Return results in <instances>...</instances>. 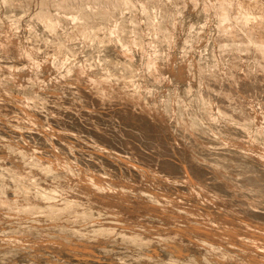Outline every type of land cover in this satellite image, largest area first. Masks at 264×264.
Wrapping results in <instances>:
<instances>
[{"label":"bare ground","instance_id":"1","mask_svg":"<svg viewBox=\"0 0 264 264\" xmlns=\"http://www.w3.org/2000/svg\"><path fill=\"white\" fill-rule=\"evenodd\" d=\"M8 2L10 4L15 5V7L11 9H6L3 7L2 4H0V29L4 31L3 34H0V54L3 55L4 53L8 54V52H11V53L13 52L19 58L27 59V61L31 63L30 65L33 64L32 67L36 65L37 63H39V66L42 64L43 67L45 66V68L51 67V66L55 67L53 65L60 64L63 66V71H60L61 77L63 74L65 76H68L67 79H69L70 77L69 79L70 81L72 78V81L76 83H80L83 87L87 89L88 94L89 93L93 94L94 96L101 99V103L108 99L116 98L120 100L121 102L131 104V105H127V106H132L128 110H133L132 108L138 109L147 118H150L152 120L153 119L158 120L162 118L168 119V117L175 116L176 118L178 117L180 124L182 126H184L185 128H188L187 131L189 130L191 134V138H192V135H194L195 130H200V132L201 131H203L204 133L206 132L208 133V135L211 133L214 134L213 136H216L217 138H219V141H212L211 140L212 138L211 139L203 138L197 141L193 146H195L201 152V154L199 156L195 155V156H198V158L197 160L194 159V161L191 164L186 163L185 166L182 164L184 167L182 169L179 168L181 169V171L183 170L181 177H178L177 175L178 174V171L176 170L177 168L175 169L173 166L168 165L169 163H165V165L167 166V171H165L166 173L164 174L158 173L160 171L154 172V169H152V167H150L152 170L148 169L145 172L144 170L145 168L147 169V167L140 165L144 169H142L141 167H136L137 169L135 168L134 171L139 172V170L141 169V171L138 174L142 176V180H139V179L136 180L135 178H134L135 180L132 179L133 177L128 176V173L130 172L127 173L126 177L124 176L125 175L124 173H123V177H121V174H120L119 177L121 178L118 177L115 180L114 179L115 177L111 176L110 175L111 173L109 172L96 173L94 171H90L86 173L85 172L81 173L77 170L79 167L77 169L75 168V166H78L77 162H76L77 165L74 166V164L70 162L69 158H67L68 162L66 161L63 163L57 162L56 160H54V153H56L58 150L55 151V149L52 150L55 152H51L53 155H51L48 158H45V156L42 157V155L39 156L38 155L39 148L36 146L37 144L34 145L25 140L24 141L21 140L22 144L20 142H19L20 144L17 143L19 146L16 147L14 155L20 158H22L21 155H24L25 157L27 155L30 158L32 157L31 159H33V157L37 159L35 160L27 159L29 162L24 163V164L23 163L21 164L20 161H19L20 164H17V163L15 164L11 160L13 163L10 162L9 164L8 163L6 164L5 163L6 161L4 162L5 159L3 160V158H6L5 154H3L4 152L0 150V231H3V230L12 231V229H15L16 227L18 228L19 225L22 226V228L19 227L20 230L21 229L24 230L26 229V227L27 228L33 227L32 229L33 231L35 227L33 225H36L37 229L35 231L37 232V235H45L50 232H54L55 234V228L57 227L61 229L62 227L67 226L66 221L68 220V225L70 226L69 229H71L74 234L73 241H77L81 243L83 242L84 243L83 245H90L89 241L91 240L97 241L101 239L103 241L102 238L106 232H110V231L118 232L119 231L121 232L122 235L123 233H125V236L126 234L128 235L129 233L130 240L128 239L129 236L126 237V239L131 241V244L129 246L127 245L126 246H127L128 253L135 257V259L130 260L132 264L133 262L134 264H224L227 261L228 262L231 261L233 262V264H264V213H262L263 211L259 212L256 210L258 206L260 205L263 206L264 204V185H262V183L261 185L257 184L258 180H256L257 179L256 174H254L256 176L255 177L256 179L252 177L250 179H247L245 182L241 181L240 178L238 179L237 177L227 178V171H229L227 170L228 164L230 162L232 163L233 162L232 160H235L244 155L248 157L246 158V160H249L252 157L253 158L255 157V160L258 161V165L262 169H264V127H261V125L258 126L260 123L262 124V122H264V115H259L258 112L251 113V115H249L250 110H248V112H245L244 116H241L238 113L234 114L232 110L227 107L229 103V100L227 99V94L229 92H232V95H235V92L232 90L230 83L227 81L223 82L222 86L217 87V92L223 91L225 95L223 97H216V100H215L216 102L214 101V103H212L213 101H211V103L215 105L213 107H206L205 105H197L195 103H193L192 106L188 108L181 106L180 102H182L183 105L188 104V98L187 99L185 98L186 85H185V89L183 90L176 89L178 92L175 90V93L170 96L165 94L166 96L164 98L163 93H170L173 91V89L168 90L169 88L168 89L165 88V90H163L164 92L163 91L161 92V94H163L161 98H164L166 100V103L160 104V99H158V96H159L158 92L154 94L153 96H147L145 92H137L138 85L140 83L136 85L135 83L132 82L133 79L136 78V76L132 75V71L134 70L138 71L139 68H141L142 66L137 65L134 59L133 60L131 59V61H128V62H124L122 60L117 59V56L119 54L127 55L128 53V52L127 53L125 52V48L129 47L125 43V39H127V37L117 41L118 33L116 31L118 29L115 27V25L117 26V24L121 23L122 18L124 20L125 18H127V17H124L125 12H129L128 14H130L131 18L130 19L127 18L129 21L125 20L126 23H124V25L121 28L119 25L118 28L119 29L123 28V30L126 33H130L129 32L131 31L130 29L133 28L134 32L136 33V39L138 41H140V39L142 38L144 39V37L141 38V35L143 34L142 31L144 29L142 27L143 26L145 27V25L141 27L140 22L142 24V21L137 19L135 15L137 14L143 15L142 19L145 20L147 24V26L145 27L146 28L145 32H147V29H148L149 30L148 34L150 33V30L154 31L157 27H158L157 31L160 30V32H158L159 34L156 36H152V38H150L146 44L138 43L137 46L135 47L136 50L142 51L144 56H148V52H150L149 48H152V47H149L148 45H154L155 43L161 44V41L166 39L165 30H167L168 32L171 31L169 27L170 22H169L168 17L175 11V9H173L171 5H168L166 7L161 5L159 3V0H8ZM101 5L103 6L102 9H100ZM113 5H115V7H113ZM141 5L143 7H141ZM229 5H231V7H229ZM237 5H240V7H237ZM187 6L189 8L191 7V9L193 8L194 10L198 12V16L202 18L203 24L206 23L207 18H209L211 14L212 16L217 18L218 26L214 30H217V32L223 31L225 33V36L223 37L225 42L235 41L237 43L248 44L249 47H248L247 54L244 55L242 59L257 60V61L264 60V0H196V3H193L192 0H187L186 7ZM186 7L184 9H186ZM92 8H97L98 11L96 13H93L92 11H90V9ZM184 9L182 10V17H181V19L183 20L185 18V17L183 18ZM21 13L23 15V18L24 16H26L24 19H21L22 16L21 17L16 16V14L19 15ZM69 16H71L72 19H68ZM197 18L199 19V17ZM197 18H194V19L198 21ZM118 20L120 21V23ZM81 21H83V23H81ZM192 21H195V20H192ZM196 21L192 23H196ZM24 22H27L29 24L26 29H23L22 27V23ZM185 22L187 23V21ZM129 24H131L132 26L134 25L135 26L134 27L131 26L130 28ZM192 26H196V24ZM113 27H115L117 30L115 29L116 30L115 31ZM187 28H188V25H187ZM71 29L76 30L75 32L71 33L73 36L78 35L81 37L80 39V41L82 42L81 45L88 46L92 43L91 45L95 44L98 46L99 45L102 46L104 43H109L107 46L108 48H106L105 50H102L103 52V55H101L102 57L100 56L94 57V55H96L95 50H92V51L87 50L88 52H85L84 50L86 55L89 56V59L85 57V54H84L83 60L84 58H87L88 61L86 62L85 60L84 62L86 63H83L82 61L83 64L82 63L78 64L79 62L76 61L77 54L71 51L72 45H67V51L62 50V54L58 55L57 54V47H58L57 38L58 37L60 38L59 44H63L64 39H63L62 33H65L66 30L68 32H71ZM23 30H27V33H28V36L26 39L28 40L29 44L27 45V47H21L20 42H19L21 39ZM118 31L121 32L120 30ZM13 36H16L17 38L15 39ZM194 39H195V35H193V40ZM40 41H52V45L50 46L49 44L41 43ZM164 45L168 47L167 44H164ZM162 47L163 46H161V48ZM155 49H156V46H155ZM80 50H81L80 46L79 47L76 46V51L78 52ZM113 50L115 51L114 54L116 53H119V54L118 55L109 54V52ZM42 51L45 52V54H47L46 55L47 57H46V60L45 61L43 60L41 63L40 61L41 59L38 57V53ZM139 51L137 52L140 53ZM6 54L4 55L6 56ZM152 55H154V53ZM157 55H159V53ZM64 57L66 58L65 60H67L68 57H70L71 60H69L68 62H64L65 60L62 61ZM73 57L75 58L73 59ZM157 57L159 59L161 58V56L160 57L157 56ZM146 58L148 59V57ZM97 60L101 61L102 64L97 63ZM151 60L152 59H150V61ZM160 60L162 61L163 59L161 58ZM166 60H168V58ZM186 60L192 61L190 58L189 59L187 58ZM146 61L148 62V60ZM188 61H185V63H187ZM18 62L19 61H17V63ZM155 62L150 67L149 79H151V74L158 73L160 75L167 76L171 80V77H169V75L172 73L171 67L173 66H171L170 64L169 66L170 69L169 68L167 69V68H164V66L162 67L160 65L163 61L160 64L155 63ZM149 63L150 62L146 64L148 65ZM189 63L190 62H188V66L187 65L184 66V68L187 67L185 69L190 68ZM194 64L195 62L193 63V65ZM210 64H211V61H209V65ZM179 66H183V64ZM32 67L30 68L32 69ZM165 67H168V66L165 65ZM30 68H29V71L24 76L25 80H21L22 84L23 83L29 84L28 86H26L27 88H25L22 86L19 80V78L20 77L22 78V76L19 75L17 77L15 76V74H12V67L10 65L3 64L2 60L0 59V75L2 72H6L7 74L5 76L8 78L6 79L5 82H2L1 81L2 79L0 78V114L2 112H5L6 114H8L7 107L11 106V104L9 105L8 103L16 102V105H18L20 108H17V106L14 105L16 107L15 110L23 114L22 116L25 118V120L29 124L27 125V127L30 126L36 129L40 126V124L38 123L39 118L37 119L34 113L39 103L36 98V96L38 95L33 94L29 90V87L34 86V84L42 85L44 83L34 75L33 71H31ZM174 69L175 67L173 68V70ZM192 69H196V68L194 67ZM192 69L190 71H192ZM121 72L124 73L123 79L120 78ZM183 72H184V69H183ZM192 72L194 73V71ZM143 73L145 75V72ZM85 74H87L86 77L84 76ZM173 74L174 72L172 73V75ZM63 78L65 77L63 76L62 79ZM179 79L178 80L180 82L182 80H187L185 76H182ZM205 79H207V77H205ZM255 79L257 80L264 79V77H255ZM142 80H145V79H142ZM137 82L138 80L136 81V83ZM139 82H141V80ZM60 83L61 81L58 80L57 81L58 87L60 86L59 85ZM143 83L141 82L142 85ZM247 83H248L247 81L242 82L241 88L244 87V85ZM63 84L65 83H62V85ZM134 84L136 85L135 87L137 88L129 90L130 87L132 86L134 87ZM51 85L52 84H50V86ZM142 85L139 86V90L144 88L145 85L144 86ZM190 85L192 86V84ZM180 86H183V85L180 84ZM48 89L52 90V87H49ZM195 89L197 88L195 87ZM41 91L44 92L45 90H41ZM195 95H196V92H195ZM204 95H205V99L207 100L208 98L206 96V93ZM40 97H38V99ZM44 98L47 100L53 101V105H55V108H53L52 110L56 114H58L59 108L62 109L63 107L72 108L75 110H78L82 106L83 108L85 106L88 107V102L83 101L82 99L74 100V98L71 97V99L73 100L67 101L66 98L63 99V98H60V96L59 97L57 96V98H53L49 94H46L45 97H43V101H44ZM89 101L91 102V100ZM112 102L111 104H113ZM92 104L93 103H91V105ZM94 104H96V102ZM153 105H159V106L153 107ZM127 106H124V107H127ZM196 109H200V110H196ZM10 112L9 114L12 113ZM133 112L131 111V114L134 115L136 112L135 113ZM133 115H130V116H133ZM93 116L91 117L93 118ZM99 116L97 117L99 118ZM111 116L110 118H112ZM0 118H1L0 123H2L1 120L3 118L1 116ZM253 118L255 119L254 124L245 123L246 120H251ZM89 119H88V122H89ZM178 119L176 121L177 123L179 122ZM91 120L93 121V119ZM88 122H86V124ZM169 122H171V119ZM44 124L45 122L43 123V126ZM207 124L209 126H207ZM97 125L101 126V124H98V123ZM104 126H105V123H104ZM72 127L70 125V128ZM101 128L102 127H100L99 130ZM55 130L56 131L54 134L56 137H54L53 134L51 133L53 131L49 132L48 130L42 129L40 133L41 134L44 133L46 136L50 138L49 141L50 140L53 141V138H57V137L59 139H64V137L67 135V132H68L66 130H58V129H55ZM79 130L82 132V128H79ZM110 130L108 129L109 134H110ZM86 131L87 130H85V132ZM233 131H235V133L237 131L239 132V134H234ZM111 132L113 131L111 130ZM124 132L125 130L123 131V133ZM221 132H228L229 133L228 137L226 136L227 137L226 139L224 136H223L224 138L223 137L221 138L220 137ZM222 135H226V134L223 133ZM119 136L120 134L117 137ZM123 136L124 135L122 134V137ZM1 138H0V146L4 147L7 144H9L10 140L3 139L5 137H3L2 139ZM128 139L130 140V138H127L126 140ZM66 140L69 142L68 139ZM102 140H104V138ZM107 140L109 139L107 138L106 141ZM71 141L74 143L73 139L72 140L70 139V142ZM134 142L135 141L131 142L133 143L132 145H134ZM181 142L184 143L185 141L183 140ZM127 143L130 144V141ZM151 143H156V142H151ZM136 145L140 146L138 144ZM251 145L252 147L254 146V149H251L250 147ZM211 146L214 147V149H217L216 146H220V147L226 146L229 148V149L227 148L228 152L226 153V155L223 154L224 158L222 157L223 159L222 161H217V160L214 161L213 163L214 167H212L211 165L212 163H207L211 165L212 172L215 176V180H217V182H214L213 184L206 183L205 180L203 179V177H205V170L203 169L204 167H202L203 165L201 164L203 161L205 162L206 158L204 154L206 152L210 153V155L211 153L214 154V152L210 149ZM71 147L72 146H70V148ZM77 147L78 146H76V148ZM169 147L171 149L173 148L171 146ZM139 148L141 149V147ZM156 148H158V146ZM8 149L11 151L10 147ZM111 150L110 151L103 150V152L106 151L104 152V155H108V156L115 157V158L120 156V155L118 156V154L120 153H117L116 150H115L116 152H113L114 149L113 151ZM121 151L124 152L123 149ZM172 151L175 152L174 149L171 150V152ZM130 152H131L130 154H132V151ZM64 153H63V157L65 158ZM7 154L8 152L6 153V155ZM150 154H152V152ZM151 156H154V155L152 154L150 155V157ZM183 156L184 155H182L181 159L185 160L184 159L185 157L183 158ZM133 157L132 159H137ZM175 157H177V155H175ZM9 158H6V160ZM166 159H168V155ZM121 160L125 162L123 159ZM187 160L188 159H186V161ZM116 161L118 160L116 159ZM178 161L177 162L175 161V162L180 165L181 164L180 160ZM33 162H35L34 165H33ZM210 162H213V161H210ZM28 163H31L32 165ZM129 163L131 164L132 162H129ZM203 164H206V163H203ZM243 165L246 167V162L245 163L243 162ZM79 169H82V167ZM257 169H259V167ZM251 170L253 172V169ZM240 171L242 172V170ZM243 171L245 172V169ZM114 176H117L116 173ZM177 181H179L178 183L184 182L188 186V188L186 190H181L178 187L176 188V186H173V184L175 185L177 184L173 182H177ZM169 183H171V185ZM172 187H175V188L173 189ZM243 188H246V189L249 188L250 192L245 194L243 192ZM8 189H11V192ZM154 203L162 204L163 206L160 209H158V208H155L153 205H151ZM211 209L213 210V213L215 212L214 216H211L212 213L208 215V216H211V218H205L202 220L201 216L198 215V214H204V215L207 214V212L205 213V211L207 210L212 212ZM177 211L183 214H186L187 215L186 217L197 214L200 217V219L203 221V223L201 225L197 224V226H195L196 224L191 225L189 224V222L190 221L193 222V221L189 219H188L189 222L187 221L186 223V220L184 218L185 216L183 214L181 215H183L184 217L181 215H178L179 213ZM144 212L145 213L147 212V213L144 214ZM175 212L178 213L177 214L178 217L173 215ZM148 213L150 217V219L148 220H151L149 221L151 223H156V222L161 223V220H159V218L162 215L164 216V213H165L164 220L162 216V220H163L162 225L160 224L161 226L158 228L152 226L154 229H151V228H148L149 224L147 225L148 227L146 225L144 226L141 225L143 223L142 220L140 221L141 224H139L138 219H141V218L145 219L143 217H145V215L147 216ZM205 216H202V217H205ZM189 218L192 219L191 217ZM256 220H259L260 223L259 224L255 223ZM196 222H197V219H196ZM125 223H128V224H125ZM197 223L200 224L201 222L198 221ZM28 224H31V225H28ZM43 225H50L52 229L51 228L48 229V227L46 228ZM187 225L188 226L194 225L195 227L201 226L200 230L199 229L198 230L199 232H202L203 237H200L201 239L199 240L197 237V241L196 240L194 241L184 240L182 236L184 235V232L182 230H184L183 227H186ZM191 226L189 228L192 230ZM195 227L193 228L195 229ZM194 229H193V232L195 231ZM188 232L189 231H187V233ZM193 232H190V233H193ZM13 233H15V230ZM59 233L60 235L58 238L57 236ZM59 233L58 234L56 233L57 234L56 237L59 240L60 239L63 240L64 234L62 232H59ZM65 235H66V232H65ZM119 235H117L116 237L114 234L115 238H118ZM195 235H199V234L195 233ZM144 236H147V238H144V240H146L145 242L144 240L142 241ZM234 236H236L237 238L245 236V240H242V239L236 240L235 238L236 241H232L234 240L233 239ZM184 237H187V236L184 235ZM194 237L190 239L193 240ZM119 238H122V237H119ZM71 241L72 240H70V242ZM222 242H225V243L227 242L229 245L227 244L228 245L227 246L225 245V243H222ZM148 245H151L152 247L147 248ZM186 246H190L191 249H194L192 250L193 252L192 253L187 252ZM190 247L188 248L190 249ZM136 249H142V250L139 251L138 254L135 255L134 251ZM163 249H166L167 251L168 250L171 251L170 253L171 256L170 257L163 256V255L160 256L159 254L156 253V252H160V250H163ZM190 254H193V256Z\"/></svg>","mask_w":264,"mask_h":264},{"label":"rangeland","instance_id":"2","mask_svg":"<svg viewBox=\"0 0 264 264\" xmlns=\"http://www.w3.org/2000/svg\"><path fill=\"white\" fill-rule=\"evenodd\" d=\"M14 11H16V10H14ZM16 12H18V11H16ZM129 12H125L124 14H125V16L124 17H127L128 19H130L131 18V16H130V14H128ZM184 13H185V15H184ZM25 15V14H24ZM123 15V14H122ZM16 16H22V18L21 19H24L26 16H24V18H23V15H22V13L21 14H19V15H17L16 14ZM142 14H137V15H135V17L137 18V19H139L140 21H142V24H141V22H140V25H141V27L143 26V25H145V27L147 26V24H146V21L145 20H143L142 19ZM187 16V17H186ZM191 18H190V17ZM19 17V18H20ZM185 17V18H184ZM188 17H189V19H188ZM197 17H199V19L197 18ZM18 18V17H17ZM127 18H125V20H128ZM183 18H184V20L185 21H187V22H189V21H191L190 23L192 24V25H197L198 23V25H202V26H204V24H205V26L203 27L204 28V30L202 31V33H200V37H205L206 36V34H209V33H211V32H217V30H214V29H216L217 28V18H215L214 16H212V14L210 15V17L209 18H207V20H206V23H202L203 21H202V18L200 17V16H198V12L196 11V10H194L193 8L191 9V7L189 8L188 6L186 7V9H184V11H183ZM193 18V19H192ZM194 18H197L198 19V21H196V19H194ZM121 19V18H120ZM119 19V20H120ZM191 19V20H190ZM201 19V20H200ZM118 20V21H119ZM123 20V21H122ZM122 20H121V23H120V21H119V23L120 24H117V26L115 25V27L118 29V30H120V31H122L123 30V28L122 29H119L118 27H119V25H120V28L124 25V23H126V21L122 18ZM192 20H195L196 21V23H192V22H195V21H192ZM129 21V20H128ZM212 21V22H211ZM123 22V23H122ZM216 22V23H215ZM128 23V22H127ZM201 23V24H200ZM28 23L27 22H24V23H22V27H23V29H26L27 27H28ZM130 25V28H131V24H129ZM134 25V24H133ZM187 25H188V23H186L185 24V28L188 30V28H187ZM135 26V25H134ZM134 26H132V27H134ZM115 27H113L114 28V30L116 29ZM144 26L142 27V28H144L143 29V31H142V33L144 34V33H147L148 34V32H149V30L147 29V32H145L146 31V28H145ZM210 27V28H209ZM158 28V27H157ZM155 29L154 31L153 30H150V33L148 34V36L147 35H143L142 33V35H141V38L142 37H144V39L142 40V39H140V41H138V43H147L148 41H149V39L150 38H152V36H156V35H158L159 33L158 32H160V30L159 31H157L158 29ZM179 28V26H177V29ZM212 28V29H211ZM116 29V30H117ZM133 28H131L130 30L131 31H129L130 33H132L133 31H134V29L132 30ZM198 30H199V28H197ZM115 30V31H116ZM116 31L118 34L120 33L119 31ZM197 30V31H198ZM211 30V31H210ZM124 31V30H123ZM178 31H179V29H178ZM200 31V30H199ZM125 32V31H124ZM4 33V31L2 30V29H0V34H3ZM117 34V35H118ZM193 35H195V33L193 34ZM202 35H204V36H202ZM27 36H28V33H27V30H23V33H22V35H21V39H20V46L21 47H27V45L29 44V42H28V40L26 39L27 38ZM15 39L17 38L16 36H13ZM147 40H146V39ZM187 39V37H182V38H174L173 39V42L171 41V43H172V45H173V48H172V51L169 53V55H168V60H166L165 61V59H163L162 61L157 57V56H161L160 55V52L161 53H163L164 52V50L167 48V46H165L164 44L162 45V44H159V43H155L154 44V47H152V48H149L150 49V52H148V56H144V54L142 53V51H139V50H136L135 48H132V47H126L125 48V52L127 53V55H122V54H119V53H116L118 56H120V57H118L117 56V59H119V60H122V61H124V62H128V61H131V59L133 60L134 59V61H136V64L137 65H141L142 67L141 68H139V70L140 69H143V71L140 73V78H138V77H136L137 78V80H138V82L136 83V78H134L133 79V83H135L136 85L137 84H139L138 85V90H137V92H144L143 91V89H140L139 90V86H141L142 84H141V82L143 83V85L142 86H144L145 85V83L146 82H148V81H150V79H149V72H150V67H151V65L155 62V61H157V62H155V63H163V65H162V63L160 64L162 67L164 66V68H169L170 69V64H171V66H173V67H171V72L173 73L174 72V74L172 75V73L169 75V77H171V80H173V82L174 83H179V88H176V89H179V90H183V89H185V85H189V84H192V86H191V88L193 89V91L195 90V87L196 88H198L199 87V85L197 84L198 82L195 80V79H193V75H191V73L193 74V72L192 71H196L197 72V69H198V65H197V59L199 60V56H196V58L195 59H193V57L192 56H194V52H192L191 54H189L188 56H187V58L189 59H191L192 61H188V60H186V59H182V57H180V55H179V49L182 47V40L183 39ZM201 38V40H202V42L197 46L195 43L192 45V47H193V49H195V50H198V49H203V48H205L206 46V42L205 41H203V39ZM192 39H193V37H192ZM26 40V41H25ZM205 44H204V43ZM137 43V44H138ZM82 44V42L81 41H79V44L77 45V47H79L80 45ZM92 44V43H91ZM90 44V45H91ZM103 44V43H102ZM101 44V45H102ZM107 44V45H106ZM108 44L109 43H104L102 46H98V45H95V44H93V45H91V47H86L85 46V52H88V51H92V50H95L96 52L100 49L101 51L102 50H105L106 48H108L107 46H108ZM97 46H98V48H97ZM155 46H156V49H155ZM161 46H163L162 48H161ZM200 46V47H199ZM205 46V47H204ZM96 48V49H95ZM130 48H132V49H130ZM154 48V49H153ZM161 49V50H160ZM88 50V51H87ZM155 50H156V52H155ZM134 51H136V52H134ZM137 51H139L140 53H138ZM152 51H154V52H152ZM159 51V52H158ZM175 51V52H174ZM84 52V54H85V57H87L88 59H89V56L88 55H86V53ZM112 52V53H111ZM130 52V53H129ZM159 53V55H157L158 53ZM115 53V51L113 50V51H110L109 52V54H114ZM125 53V54H126ZM137 53V54H136ZM141 53H142V55H141ZM154 53V55H152ZM178 53V54H177ZM4 54H6V53H4ZM2 55V54H0V59L2 60V62H3V64H6V65H10L11 67H12V74H15V76H22V78L20 77L19 78V80H20V83L22 82L21 80H25V78H24V76L26 75V73L29 71V68L30 67H32V65H30L31 63H29L28 61H27V59H22V58H19L17 55H15L13 52L11 53V52H8V54H6V56L5 55ZM116 54H114V55H116ZM175 54H177V55H175ZM11 55V56H10ZM47 54H45V52H39L38 53V57L41 59L40 61H41V63H42V61L44 60H46V56ZM149 55H150V57H149ZM2 56H3V58H2ZM16 56V57H15ZM79 56V57H78ZM96 56H98V55H94V57H96ZM172 56V57H171ZM83 57H84V55H77V59H76V61L77 62H79L78 64H81L82 63V61H83V63H86L88 60H87V58H84V60H83ZM100 57H102V56H100ZM146 57H148V59L146 58ZM152 57V58H151ZM154 57V58H153ZM179 57V58H178ZM70 57H68L67 58V60H65L66 58L64 57L63 59H62V61H64V62H68L69 60H71V58L69 59ZM81 60H80V59ZM141 58V59H140ZM152 59L151 61H150V59ZM155 59H157V60H155ZM170 59V60H169ZM180 59V60H179ZM5 60H6V62H5ZM24 60H25V62H24ZM86 60V62H84ZM146 60H148V62H150L148 65L146 64V63H148ZM173 60H174V62H173ZM188 61V62H192L191 64L189 63V69H185V68H187V67H185L184 68V66L185 65H187L188 66V62L187 63H185V61ZM17 61H19L18 63H17ZM27 61V62H26ZM146 61V62H145ZM153 61V62H152ZM160 61V62H159ZM5 62V63H4ZM183 62V63H182ZM195 62V64L193 65V63ZM40 63V64H41ZM82 63V64H83ZM97 63H99V64H102V62L101 61H99V60H97ZM179 63H181V64H179ZM13 64V65H12ZM24 64V65H23ZM38 64V65H37ZM36 65H34L33 67H32V69H31V71H33V73H34V75L38 78V79H40L44 84H42V85H38V84H34V86L35 87H37V88H35L34 86H32V87H29V90L33 93V94H35V95H38V96H36V98H37V101L39 102L38 103V105H37V108L35 109V115H36V117H37V119H38V123L40 124V126L38 127V128H36V129H34L33 127H30V126H28L27 127V125H29L28 124V122L25 120V118L22 116L23 114H21L19 111H17V110H15L16 109V107L15 106H17V108H20L18 105H16V102H14V103H8L9 105L11 104V106H9V107H7V113L8 114H6L5 112H2L1 114H0V116L3 118L1 121H2V123H0V138L2 137H5V138H3V139H7V140H10L9 141V144H7L6 146H0V150L1 151H3L4 153L3 154H5V157L6 158H9V159H7L6 160V158H3V160H4V162L7 164H9L10 162H14L15 164L17 163V164H20L19 163V161L21 162V164L23 163H27V162H29L27 159H30V160H35V159H37V158H34L33 157V159H31L30 157H28L27 155H26V157L24 156V155H21L22 156V158H23V160H22V158H20V157H17V156H15L14 154H15V150H16V147H18L19 145L17 144V143H21L22 141H27V142H29V143H32V144H34V145H36L38 148H39V150H38V155L40 156V155H42V157H44L45 156V158H48V157H50L51 155H53L51 152H55L56 150H58L56 153H54V160H56L57 162H68V159L67 158H69V160H70V162H72L73 164H74V166L75 165H77L78 164V166H75V168L77 169L78 167L79 168H81L82 167V169H77L79 172H81V173H86V172H90V171H94V172H96V173H103V172H109V173H111L110 175L111 176H113V177H115L114 179L116 180V178H118L119 176H120V174H121V177H123V173L125 174L124 176L126 177L127 176V173L128 172H130V173H128V176L130 177H133L132 179H136V180H142V176L140 175V174H138L140 171H141V169L140 168H138V169H140L139 170V172L138 171H134V169L136 168V167H141L142 165L145 167H147V169L145 168V172L149 169H151L150 167H152V169H154V172L155 171H160V172H158V173H162V174H164V173H166L165 171H167V166L165 165V163H169L168 165H171V166H173L177 171H178V177H181L182 176V171H181V169L186 165V163H189V164H191L193 161H194V159H196L197 160V158H198V156L201 154V152L195 147V146H193L197 141H199V140H201V139H203V138H209V139H211L212 141H219V138H217L216 136H213L214 134H209L208 135V133H204L203 131H201L200 132V130H195V132H194V135H192V138H191V134H190V132H189V130L187 131V129L188 128H185L184 126H182L181 124H180V121H179V119H178V117L176 118L175 116H173V117H168V119L167 118H165V119H150V118H147L144 114H142L138 109H134V108H132L133 110H128V109H130L132 106H127V105H131V104H128V103H124V102H121L120 100H118V99H116V98H111V99H108V100H106V101H103L102 103H101V99H99L98 97H96V96H94L93 94H88V92H87V89L85 88V87H83L80 83H76V82H74V81H72V78H71V81L69 80L70 79V77H69V79H67L68 78V76H65V75H63L62 74V77L64 76L65 78H63L62 79V77H61V72L60 71H58V69H57V67H56V65H53V66H55V67H47V68H45V66L43 67V65L41 64L40 66H39V63H37ZM174 64V65H173ZM177 64H178V66H177ZM183 64V66H179V65H182ZM22 65V66H21ZM165 65L166 66H168V67H165ZM192 65H193V67H192ZM197 65V66H196ZM37 66H38V68H37ZM194 66H195V68L196 69H192V68H194ZM175 67V69L173 70V68ZM181 67V68H180ZM25 68V69H24ZM26 69H28V70H26ZM44 69V70H43ZM183 69H184V72H183ZM192 69V71H190ZM16 70V71H15ZM50 70H51V72H50ZM52 70H53V72H52ZM138 70V71H139ZM188 72H187V71ZM176 71V72H175ZM189 71H190V73H189ZM143 72H145V75H144V73ZM52 73V74H51ZM54 73V74H53ZM187 73V74H186ZM189 73V74H188ZM7 73L6 72H2L1 73V75H0V78L2 79L1 81L2 82H5L6 81V75ZM186 74V75H185ZM33 75V76H34ZM38 75V76H37ZM50 75V76H49ZM174 75H176V76H174ZM187 75H188V77H187ZM85 77L87 76V74H85L84 75ZM182 76H185L186 78H187V80H182L181 82L179 81V80H181V79H179L180 77H182ZM53 77H55V78H53ZM175 77V78H174ZM56 78H57V80H56ZM61 78V79H60ZM177 78V79H176ZM65 79V80H64ZM142 79H145V80H142ZM170 79V78H169ZM179 79V80H178ZM52 80H54V81H52ZM61 81V83L59 84L60 86H62L63 88H64V90H63V88L62 87H58V84H57V81ZM136 80V81H135ZM141 80V82H139ZM148 80V81H147ZM176 80V81H175ZM63 81V82H62ZM47 84H46V83ZM54 82V83H53ZM184 82V83H183ZM197 82V83H196ZM62 83H65V84H63L62 85ZM189 83V84H188ZM22 84V83H21ZM27 83H23L22 84V86L23 87H25V88H27L26 86H28L29 84H27ZM50 84H52L51 86H50ZM134 84V87L132 88V87H130L129 88V90H132V89H136L137 87H135L136 85ZM180 84H182L183 86H180ZM65 85V86H64ZM165 85V86H164ZM163 85V89L165 90V88H169L168 90H170V89H172L171 87H170V85H168L167 83H165ZM196 85V86H195ZM198 85V86H197ZM74 86V87H73ZM128 86V85H127ZM130 86V85H129ZM167 86H169V87H167ZM49 87H52V90L50 89H48ZM68 87V88H67ZM145 87V86H144ZM184 87V88H183ZM45 88V89H44ZM54 88V89H53ZM66 88V89H65ZM243 88V87H242ZM81 89V90H80ZM84 91H83V90ZM166 89V90H167ZM23 90V89H22ZM22 90H21V92H22ZM41 90H45L44 92H42ZM62 90V91H61ZM66 90V91H65ZM24 91V90H23ZM78 91H79V93H78ZM177 91V90H176ZM46 92V93H45ZM73 92H75V93H73ZM77 92V93H76ZM81 92H83V93H81ZM161 92L162 91H158V99H164L165 98V96L167 95V93H163L164 94V98H161V96H163V94H161ZM164 92V91H163ZM166 92V91H165ZM168 92V91H167ZM178 92V91H177ZM72 93V94H71ZM46 94H49L51 97H53V98H57V96L59 97L60 96V98H66V100L67 101H70V100H73V99H71V97L72 98H74V100H77V99H82L83 101H86V102H88V107H84L83 108V106L82 107H80L78 110H75V109H72V108H66V107H63L62 109H60L59 108V112H58V114H56L52 109L53 108H55V105H53V101H51V100H47V99H45L44 98V101H46V102H44L43 101V97H45V95ZM71 94V95H70ZM88 94V95H87ZM141 94V93H140ZM166 94V95H165ZM192 96H195V91L194 92H192ZM79 95H80V97H79ZM91 95H93V96H91ZM40 96H42V97H40ZM62 96V97H61ZM64 96V97H63ZM84 96H85V98H84ZM88 98H87V97ZM91 96V97H90ZM206 96H207V94H206ZM38 97H40L39 99H38ZM78 97V98H77ZM42 98V99H41ZM76 98V99H75ZM189 98H191V97H189ZM188 98V99H189ZM208 98V97H207ZM84 99H86V100H84ZM93 99V100H92ZM94 99H96V100H94ZM89 100H91V102L89 101ZM216 100V97H213L212 98V100L211 101H213L212 103H214V101ZM48 101H50V102H48ZM98 101V102H97ZM99 101H100V103H99ZM109 101V102H108ZM113 101V102H112ZM116 101V102H115ZM118 101V102H117ZM90 102V103H89ZM96 102V104H94ZM111 102L113 103V104H111ZM119 102H121V103H119ZM216 102V101H215ZM7 103V102H6ZM5 103V104H6ZM43 103V104H42ZM91 103H93L92 105H91ZM104 103V104H103ZM40 104V105H39ZM117 104V105H116ZM119 104V105H118ZM15 105V106H14ZM97 105V106H96ZM100 105V106H99ZM104 106V107H103ZM109 108H108V107ZM118 106V107H117ZM124 106H127V107H124ZM14 107V108H13ZM115 107V108H114ZM122 108V109H121ZM38 109V110H37ZM71 109V110H70ZM84 109V110H83ZM127 109V110H126ZM12 110V111H11ZM14 110V111H13ZM74 110V111H73ZM12 113H11V112ZM117 111V112H116ZM121 111V112H120ZM131 111L133 112V113H135L134 115L133 114H131ZM141 113H139V112ZM9 112L11 113V114H9ZM72 112H74V113H72ZM119 112V113H118ZM130 112V113H129ZM53 113V114H52ZM82 113V114H81ZM129 113V114H128ZM90 114H92V115H90ZM110 114V115H109ZM121 114V115H120ZM128 114V115H127ZM62 115V116H61ZM88 115H90V116H87ZM94 115V116H93ZM96 115V116H95ZM100 115V116H99ZM102 115V116H101ZM112 115V116H111ZM116 115V116H115ZM130 115H133V116H130ZM139 115H140V117H139ZM91 116H93V118L91 117ZM97 116H99V118L97 117ZM103 116H104V118H103ZM110 116L112 117V118H110ZM142 116V117H141ZM143 116H145V117H143ZM91 117V118H90ZM101 117V118H100ZM107 117V118H106ZM109 117V118H108ZM81 118V119H80ZM90 118V119H89ZM103 118V119H102ZM121 118V119H120ZM138 118V119H137ZM141 118V119H140ZM143 118V119H142ZM1 119V118H0ZM88 119H89V122H88ZM91 119H93V121L91 120ZM118 119V120H117ZM170 119H171V122H169L170 121ZM175 119V120H174ZM177 119H178V123L176 122L177 121ZM3 120H4V122H3ZM56 120V121H55ZM85 120H87V121H85ZM97 122H96V121ZM102 121V123H101V121ZM123 120V121H122ZM129 120V121H128ZM150 120V121H149ZM169 120V121H168ZM73 121V122H72ZM92 123H91V122ZM108 121H109V123H108ZM118 121V122H117ZM160 121V122H159ZM45 122V124H44V126L46 127H44L43 126V123ZM86 122H88L87 124H86ZM94 122H96V123H94ZM100 122V123H99ZM144 122V123H143ZM151 122V123H150ZM17 123V124H16ZM97 123L98 124H101V126L100 125H97ZM104 123H105V126H104ZM107 123V124H106ZM116 125H115V124ZM139 123V124H138ZM149 123V124H148ZM263 123L264 122H262V124L260 123L258 126H260L261 125V127H264V125H263ZM14 124V125H13ZM49 124V125H48ZM64 124V125H63ZM89 124V125H88ZM92 124V125H91ZM109 124V125H108ZM143 124V125H142ZM145 124V125H144ZM152 124V125H151ZM158 124H160V125H158ZM176 124H178V125H176ZM70 125H71V127L72 128H70ZM82 125H84V126H82ZM97 125V126H96ZM109 127H108V126ZM114 125H115V127H114ZM124 125V126H123ZM149 125H150V127H149ZM50 128H49V127ZM54 126V127H53ZM56 126H57V128H56ZM63 126H65V127H63ZM87 126V127H86ZM99 126V127H98ZM133 126V127H132ZM139 126H141V127H139ZM158 126V127H157ZM207 126H209L208 124H207ZM63 127V128H62ZM67 127H69V128H67ZM84 127V128H83ZM95 127V128H94ZM100 127H102L100 130H99V128ZM125 127H126V129H125ZM137 127V128H136ZM146 127V128H145ZM149 127V128H148ZM161 127H162V129H161ZM224 127V126H223ZM33 128V129H32ZM79 128H82V132L79 130ZM87 128V129H86ZM104 128V129H103ZM106 128H107V130H106ZM110 128H111V130L113 131V132H111V130H110ZM148 128V129H147ZM155 130H154V129ZM30 129V130H29ZM48 130L49 132H51V131H53V132H51L52 134H53V136L54 137H56L55 136V129H58V130H66V131H68L67 132V135L64 137V139H59L58 137L57 138H53V141L52 140H50L49 141V137L48 136H46L44 133L43 134H41L40 133V131L41 130ZM74 129V130H73ZM108 129L110 130V134L108 133L109 131H108ZM114 129H116V130H114ZM118 129V130H117ZM132 129V130H131ZM144 129V130H143ZM158 129V130H157ZM180 129H182V130H180ZM85 130H87L86 132H88V133H86L85 132ZM125 130V134L123 133V131ZM141 130V131H140ZM145 130H147V131H145ZM154 130V131H153ZM162 130V131H161ZM39 131V132H38ZM72 131H73V133H72ZM77 131H79V132H76ZM95 131V132H94ZM107 131V132H106ZM122 133H121V132ZM129 131V132H128ZM135 133H134V132ZM137 131V132H136ZM172 131V132H171ZM185 131H186V133H185ZM16 132H18V133H16ZM105 132V133H104ZM133 132V133H132ZM140 132V133H139ZM163 132H164V134H163ZM168 132H170V133H168ZM198 132V133H197ZM203 132V133H202ZM69 133V134H68ZM79 133H80V135H79ZM103 133V134H102ZM115 133V134H114ZM132 133V134H131ZM136 133H138V134H136ZM142 133V134H141ZM226 134V135H222V134ZM233 133L234 134H239V132H237L236 131V133H235V131H233ZM102 134V135H101ZM120 134V136L119 137H117L118 135ZM122 134L124 135L123 137H122ZM140 134V135H139ZM154 134V135H153ZM162 134V135H161ZM170 134V135H169ZM199 134V135H198ZM206 134V135H205ZM18 135H20V136H18ZM77 135H79V136H77ZM82 135V136H81ZM86 135V136H85ZM88 135V136H87ZM142 135H144V136H142ZM221 136V138L224 136L225 137V139L228 137V135H229V133L228 132H221V134H220ZM81 136V137H80ZM106 136V137H105ZM139 136V137H138ZM141 136V137H140ZM153 136V137H152ZM213 136V137H212ZM227 136V137H226ZM115 137V138H114ZM126 137V138H125ZM135 137V138H134ZM169 137V138H168ZM200 137V138H199ZM217 139H216V138ZM223 137V138H224ZM1 138V139H2ZM68 139L69 140V142L66 140V139ZM84 138V139H83ZM87 138H88V140H87ZM104 138V140H102ZM109 139V140H107L106 141V139ZM120 140H119V139ZM127 138H130V144L129 143H127V142H129L128 140H126ZM132 138H133V140H132ZM142 138V139H141ZM145 138V139H144ZM153 138V139H152ZM183 139L185 142L183 143V142H181V141H183V140H181V139ZM196 138V139H195ZM214 138H215V140H214ZM29 139V140H28ZM70 139L72 140L73 139V141H74V143L72 142H70ZM101 139V140H100ZM123 139H125V140H123ZM136 139V140H135ZM140 139V140H139ZM156 139V140H155ZM165 139V140H164ZM180 139V140H179ZM22 140V141H21ZM63 140V141H62ZM64 140H66V141H64ZM111 140V141H110ZM117 140H119L120 141V143H119V141H117ZM152 140V141H151ZM196 140V141H195ZM18 141V142H17ZM101 141H105L104 143L103 142H101ZM114 141V142H113ZM123 141V142H122ZM133 141H135L134 142V145H132L133 143H131V142H133ZM143 141V142H142ZM146 141V142H145ZM13 142V143H12ZM35 142V143H34ZM47 142V143H46ZM89 142V143H88ZM110 142V143H109ZM113 142V143H112ZM115 142H116V144H115ZM150 142V143H149ZM151 142H156V143H151ZM189 143V144H187V143ZM246 142V141H245ZM14 143H16V144H14ZM19 143V144H20ZM55 145H54V144ZM69 143H71V144H69ZM77 143V144H76ZM81 143H83V144H81ZM85 143V144H84ZM88 143V144H87ZM103 143V144H102ZM105 143H107V144H105ZM118 143V144H117ZM123 143V144H122ZM141 143V144H140ZM191 143V144H190ZM22 144V143H21ZM69 144V145H68ZM73 144V145H72ZM76 144V145H75ZM136 144H138V145H140V146H137ZM146 144V145H145ZM151 144V145H150ZM166 144V145H165ZM181 144H183V145H181ZM53 145V146H52ZM80 145H81V147H80ZM101 145H103V146H105V147H103V146H101ZM112 145H113V147H112ZM116 145H117V147H116ZM126 145V146H125ZM167 145H168V147H167ZM190 145V146H189ZM52 146V147H51ZM56 146V147H55ZM70 146H72L71 148H70ZM76 146H78L77 148H76ZM83 146V147H82ZM86 146V147H85ZM124 146V147H123ZM135 146H136V148H135ZM158 146V148H156ZM161 146V147H160ZM169 146H171V147H173L172 149L169 147ZM189 146V147H188ZM11 148V151L8 149V148ZM43 147V148H42ZM88 147V148H87ZM95 147H97V148H95ZM115 147V148H114ZM119 147V148H118ZM139 147H141V149L139 148ZM148 147V148H147ZM154 147V148H153ZM176 147V148H175ZM177 147H178V149H177ZM217 147V149H214V147H212L211 146V150L214 152V154L213 153H211V155H210V153H208V152H206L205 154H204V156H205V162L203 161H201L202 163V167H204L203 169L205 170V177H203V179L205 180V182L206 183H209V184H213L214 182H217V180H215V176H214V174H213V172H212V167H214V161L215 160H217V161H222L223 159H222V157L224 158V155L223 154H225L226 155V153L228 152L227 150L229 149L228 147H226V146H216ZM251 147V149H254V146L252 147V145L250 146ZM69 148V149H68ZM104 148V149H103ZM106 148V149H105ZM120 148H121V150L123 149V151L124 152H122L121 150H120ZM156 148V149H155ZM167 149V151H166V149ZM185 148V149H184ZM228 148V149H227ZM6 149V150H5ZM8 149V150H7ZM53 149H55V151H52ZM112 149V150H111ZM113 149H114V151H113ZM125 149H127V150H125ZM160 149H161V151H160ZM163 149V150H162ZM175 150V152L174 151H172L171 152V150ZM103 150H106V151H113V152H116L117 151V153H120V154H118V156L119 157H117V158H115V157H111V156H108V155H104V152H106V151H104L103 152ZM116 150V151H115ZM120 150V151H119ZM169 150V151H168ZM180 150V151H179ZM216 150V151H215ZM13 151V152H12ZM63 151V152H62ZM64 151H65V153H64ZM66 151H67V153H66ZM69 151V152H68ZM70 151H71V153H70ZM72 151H74V152H72ZM125 151H127V152H125ZM130 151H132V154H130L131 152ZM147 151H149V152H147ZM165 151V152H164ZM194 151H195V153H194ZM8 152V156L6 155V153ZM12 152V153H11ZM152 152V154L154 155V156H151L150 157V155H152V154H150ZM179 152V153H178ZM193 152V153H192ZM223 152V153H222ZM10 153V154H9ZM63 153L65 154V158L63 157ZM95 153V154H94ZM147 153V154H146ZM157 155H156V154ZM160 153V154H159ZM184 155L183 156V158L185 159V160H182L181 158H182V155ZM208 153V154H207ZM68 155V157H67V155ZM140 154V155H139ZM148 154H150V155H148ZM165 154V155H164ZM194 154V155H193ZM167 155H168V159H166V157H167ZM174 155V156H173ZM175 155H177V157H175ZM195 155H198V156H195ZM221 155V156H220ZM12 156H13V158H12ZM24 156V157H23ZM70 156V157H69ZM105 156V157H104ZM133 156H135V157H133ZM137 156V157H136ZM146 156H148V157H146ZM155 156H157V157H155ZM159 156V157H158ZM160 156H162V157H160ZM165 156V157H164ZM194 156V157H193ZM216 156H218V157H216ZM28 157V158H27ZM127 159H126V158ZM132 157L133 158H137V159H132ZM143 157H145V158H143ZM221 158V160H220V158ZM17 158V159H16ZM20 158V159H19ZM110 158V159H109ZM113 158H115V159H113ZM125 158V159H124ZM161 158V159H160ZM178 158V159H177ZM216 158H218V159H216ZM246 158H248L247 156H241V157H239V158H237V159H235V160H237V161H235V160H232L233 162L231 163H229L228 164V168H227V170H229V171H227V178H231V177H237L238 179L240 178V180L241 181H246L247 179H250V178H252V177H256L257 176V179L256 180H258L257 181V184H260L261 185V183H262V185H264V169H262L259 165H258V161H256L255 160V157L252 159H249V160H246ZM62 159V160H61ZM66 159V160H65ZM73 159V160H72ZM96 159V160H95ZM116 159L118 160V161H116ZM121 159H123L125 162H123ZM138 159H139V161H138ZM163 159V160H162ZM165 159V160H164ZM171 159H173V160H171ZM175 159V160H174ZM186 159H188L187 161H186ZM12 160V161H11ZM64 160V161H63ZM75 160V161H74ZM128 160V161H127ZM150 160V161H149ZM162 160V161H161ZM171 160V161H170ZM178 160H180V165L178 164L179 163V161ZM253 160V161H252ZM255 160V161H254ZM15 161H17V162H15ZM116 161V162H115ZM157 161V162H156ZM172 161H174V162H172ZM178 161V163H176V162ZM183 161V162H182ZM210 161H213V162H210ZM12 162V163H13ZM76 162H77V164H76ZM129 162H132L131 164L129 163ZM146 162V163H145ZM148 162V163H147ZM161 162V163H160ZM243 162L245 163L246 162V167L243 165ZM257 162V163H256ZM32 163V162H31ZM31 163H28V164H31ZM175 163V164H174ZM203 163H206V164H203ZM207 163H212L211 165H212V167H211V165H209V164H207ZM236 163V164H235ZM35 164V162H33V165ZM184 166H183V165ZM231 164V165H230ZM32 165V164H31ZM126 165H128V166H126ZM141 165V166H140ZM234 165V166H233ZM242 165V166H241ZM256 165H258V166H256ZM179 166V167H178ZM211 167V169H210V167ZM244 166V167H243ZM84 167V168H83ZM130 167H134L133 169L132 168H130ZM240 167V168H239ZM259 167V169H257ZM86 168V169H85ZM128 168V169H127ZM130 168V169H129ZM142 168V167H141ZM179 168H181V169H179ZM241 168H243V169H241ZM255 168H256V170H255ZM116 169H117V171H116ZM119 169V170H118ZM137 169V168H136ZM142 169H144V168H142ZM151 169V170H152ZM245 169V172L243 171ZM251 169H253V172H252V170ZM82 170V171H81ZM85 170V171H84ZM86 170H88V171H86ZM112 170V171H111ZM129 170V171H128ZM131 170V171H130ZM238 170V171H237ZM240 170H242V172L240 171ZM248 170H250V171H248ZM259 170V171H258ZM262 170V171H261ZM126 172V173H125ZM132 172V173H131ZM180 172H181V174H180ZM233 172V173H232ZM263 172V173H262ZM115 173H116V175L117 176H114L115 175ZM232 173V174H231ZM237 173H238V175H237ZM261 173V174H260ZM132 174V175H131ZM134 174V175H133ZM242 174V175H241ZM244 174V175H243ZM245 174H247V175H245ZM254 174H256V176L254 175ZM263 174V175H262ZM140 176V177H139ZM244 176V177H243ZM121 177H119V178H121ZM262 178V179H261ZM134 179V180H135ZM119 180V179H118ZM139 182V181H138ZM179 181H177V182H173V183H176L177 185H175V184H173V186H176V188L178 187V188H180L181 190H186L187 188H188V186L184 183V182H180V183H178ZM172 183V182H171ZM171 183H169L170 185H171ZM179 184V185H178ZM173 189L175 188V187H172ZM183 188V189H182ZM11 189H13V188H11ZM11 189H8V190H10V192H11ZM243 192L246 194V193H249L250 191H249V188L248 189H246V188H243ZM81 202V201H80ZM84 202V201H83ZM151 205H153L155 208H158V209H160L163 205L162 204H156V203H154V204H151ZM161 205V206H160ZM172 209V208H171ZM259 209V210H258ZM212 210V209H211ZM257 211H259V212H261V211H263L262 213H264V204H263V206L262 205H260V206H258V208L256 209ZM178 212V211H177ZM175 212L173 215H175V216H177L178 217V215H181V214H183V213H181V212ZM207 212V214H205V215H207V216H205L204 214H198V215H200L201 216V219L203 220V219H205V218H211V216H214V214H215V212L213 213V210H212V212L211 211H209V210H207V211H205V213ZM147 213V212H146ZM145 212H144V214H146ZM161 213H163V212H161ZM210 213H212L211 214V216H208V215H210ZM178 214V215H177ZM185 217H184V216ZM183 215H181V216H183L184 218H185V220H186V223H187V221L189 222V220H192L193 222H189V224H196L195 226H197V224L198 225H201L202 223H203V221L200 219V217L197 215V214H195V215H193V216H188V217H186L187 215L186 214H183ZM197 215V216H196ZM152 216V215H151ZM160 216V215H159ZM163 216V215H162ZM162 216H160V218H159V220H161V223L160 222H156V223H151V222H149V221H151V220H148V219H150V217H149V213H148V215L146 216L145 215V217H143V218H145V219H138V222H139V224H141L140 223V221L142 220V224L141 225H148L147 227L148 228H151V229H154L153 227H156V228H158V227H160L161 225H162V222H163V220H164V218H165V213H164V216H163V220H162ZM196 216V217H195ZM202 216H205V217H202ZM182 217V218H183ZM189 217H191L192 219H190ZM194 217V218H193ZM198 217V218H197ZM187 218V219H186ZM189 219V220H188ZM193 219H195V220H193ZM196 219H197V222L199 221V222H201L200 224L199 223H197L196 222ZM199 219V220H198ZM146 220V221H145ZM148 220V221H147ZM184 220V221H185ZM195 221V222H194ZM67 222V226H65V227H62L61 229L60 228H55V234H54V232H50V233H48V234H45V235H37V232L35 231L37 228H36V225H33V226H35L34 227V230L33 231H35V232H33L32 231V229H33V227H26V229H19V227H21L22 228V226L21 225H17L18 226V228L16 227L15 229H12V231L11 230H3V231H0V264H126V263H128V264H132V262L130 261V260H133V259H135V257L134 256H132V255H130L129 253H128V251H127V246H129L130 244H131V241H129L130 239V235H129V233H128V235L126 234V236H125V233H123V235L121 234V232H117V231H114V232H106L105 234H104V236H103V241L101 240V239H99V240H91V241H89V243H90V245H83L84 243L82 242H77V241H73L74 240V234H73V232H72V230L71 229H69L70 228V226L68 225V220L66 221ZM148 222V223H147ZM147 223V224H146ZM255 223H260V221L259 220H256L255 221ZM125 224H128V223H125ZM151 224V225H150ZM153 224V225H152ZM161 224V225H160ZM28 225H31V224H28ZM27 225V226H28ZM130 225V224H129ZM155 225H157V226H155ZM159 225V226H158ZM190 225V226H191ZM43 226H45L46 228L48 227V229L49 228H51L52 229V227L50 226V225H43ZM126 226H128V225H126ZM153 226V227H152ZM190 226H186V227H183V229L184 230H182L183 232H184V235H186L187 237H184V235H182L183 236V238H184V240H186V241H194V240H196L197 241V237H198V240L199 239H201L200 237H203V235H202V232H199V230H200V228H201V226L199 227H195L194 225L193 226H191L192 227V230L189 228ZM38 227V226H37ZM83 227V226H82ZM193 227H195V229L193 228ZM196 228H197V230H198V232H197V230H196ZM28 229V230H27ZM63 229V230H62ZM65 229V230H64ZM189 229V230H188ZM193 229L195 230L194 232H193ZM14 230H15V233H13L14 232ZM31 230V231H30ZM191 230V231H190ZM187 231H189L188 233H187ZM59 232H62L63 234H64V239L63 240H59L58 238H59V235H60V233ZM65 232H66V235H65ZM73 234H71V233ZM190 232H193V233H190ZM58 234V236H57V234ZM187 233V234H186ZM195 233H197V234H199V235H195ZM54 234V235H53ZM110 234V235H109ZM114 234H115V236L117 237V235H119V237H122V238H115V236H114ZM69 235V236H68ZM108 235V236H107ZM112 235V236H111ZM200 235H202V236H200ZM58 238H57V237ZM124 236V237H123ZM129 236V237H128ZM190 236V237H189ZM191 236H195L194 237V239L193 240H191L190 238H193V237H191ZM66 237H68L70 240H72L73 242H75V243H73L72 241L70 242V240L68 239V238H66ZM71 237H72V239H71ZM112 239H111V238ZM126 237H128V239L129 240H127L126 239ZM124 238H125V240H124ZM144 238H147V236H144L143 237V239H142V241L144 240ZM186 238V239H185ZM196 238V239H195ZM235 238H236V240H245V236H242V237H239V238H237L236 236H234L233 237V239L234 240H232V241H236L235 240ZM122 239V240H121ZM187 239H189V240H187ZM127 240V241H126ZM96 243H95V242ZM146 240H144V242H145ZM78 243V244H77ZM120 243V244H119ZM222 243H225V242H222ZM228 243L226 242L225 243V245H227ZM127 245V246H126ZM229 245V244H228ZM227 245V246H228ZM87 246H89V247H87ZM125 246H126V248H125ZM147 247V246H146ZM146 247H145V249H146ZM150 247H152L151 245H148V247L147 248H150ZM188 247H190V246H186V251L187 252H189V253H192L193 251L192 250H194V249H191V247H190V249L188 248ZM125 248V249H124ZM189 249V250H188ZM142 249H136L134 252H135V255L136 254H138V252L139 251H141ZM144 250V249H143ZM157 254H159L160 256L161 255H163V256H167V257H170L171 255H170V253H171V251H167L166 249H163V250H160V252H156ZM194 254V253H193ZM193 254H190V255H192L193 256ZM142 258V257H141ZM140 259V258H139ZM127 261V262H126ZM129 261V262H128ZM57 262V263H56ZM64 262V263H63ZM66 262V263H65ZM133 264H134V262H133ZM224 264H233V262H231V261H227L226 263H224Z\"/></svg>","mask_w":264,"mask_h":264},{"label":"clouds","instance_id":"3","mask_svg":"<svg viewBox=\"0 0 264 264\" xmlns=\"http://www.w3.org/2000/svg\"><path fill=\"white\" fill-rule=\"evenodd\" d=\"M187 0H159V3L163 6L171 5L175 11L168 17L170 32L165 30L166 39L161 41V44H167L168 47L164 50L163 53H160L162 59H167L169 53L172 51L173 45L170 41H173L174 38L187 37V39L182 40V47L179 49V55L183 59H187L188 53L194 52L196 56H199L197 60V65L199 66L197 72H194L193 79H195L199 87L195 89L196 95L192 96L193 89L191 85H186V96L185 98L191 97L188 99V104L181 106L188 108L191 107L193 103L197 105H205L206 107H213L211 100L213 97H223L225 94L223 91L217 92V87L222 86L223 82L227 81L230 83L232 90L235 92V95H232V92L227 94V99L229 103L228 108L232 110L234 114H239L241 116L245 115V112L250 110L251 113H257L259 115H264V79H255V77H264V60H244L242 57L247 54L248 44L237 43L235 41L225 42L223 37L225 33L221 32H211L207 34L203 41L206 42V47L203 49L195 50L192 47V44L195 43L197 46L202 42L200 37V32L203 31V26L196 25L192 26L190 22L188 23V30L185 29L186 22L181 19L182 10L186 7ZM193 3H196V0H192ZM0 4L3 5L6 9H11L15 5L10 4L8 0H0ZM55 6V5H53ZM199 6V5H197ZM115 7V5H113ZM141 7H143L141 5ZM231 7V5H229ZM240 7V5H237ZM103 6H100L102 9ZM93 13L98 11L97 8L90 9ZM68 19H72L71 16ZM83 23V21H81ZM179 25V31L177 26ZM197 28L200 31H197ZM75 29H71V32L67 30L65 33H62L64 43L59 44V37L57 38V54H62L63 51H67V45H72L71 51L75 52L77 55H84L85 46L80 45L81 50L76 51V46L79 44L81 39L80 36H73L71 33L75 32ZM195 33V39L193 40V34ZM144 35H148L144 33ZM125 39V43L132 48L137 46L136 33H126L123 30L117 35V41L120 39ZM156 38V37H154ZM107 39V37H106ZM41 43H47L50 46L52 41H40ZM115 42V41H114ZM149 47H154V45H148ZM86 47H91L88 45ZM96 55L101 56L103 52L98 50ZM75 57H73L74 59ZM209 61L211 64L209 65ZM58 71H63V66L60 64L56 65ZM195 67V66H194ZM143 69L139 71H132V75L140 78V73ZM207 77V79H205ZM120 78H124V73H120ZM5 79H8L7 77ZM247 81L248 83L244 85L243 89L241 88V83ZM167 83L173 89L172 92L167 93V95H173L176 88L179 86L178 83H174L173 80H170L167 76L160 75L158 73L151 74L150 81L145 83L143 91L147 96H153L158 91H163V85ZM207 94L208 99H205ZM166 103L165 99L160 100V104ZM159 105H153V107H158ZM200 110V109H196ZM247 124H254L255 119L246 120Z\"/></svg>","mask_w":264,"mask_h":264}]
</instances>
